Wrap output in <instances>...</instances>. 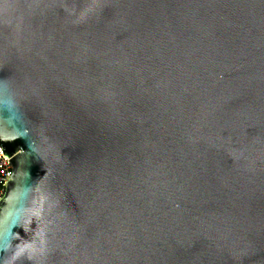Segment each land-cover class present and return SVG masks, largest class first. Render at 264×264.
<instances>
[{
  "label": "water",
  "instance_id": "95a60500",
  "mask_svg": "<svg viewBox=\"0 0 264 264\" xmlns=\"http://www.w3.org/2000/svg\"><path fill=\"white\" fill-rule=\"evenodd\" d=\"M0 264H264V0H0Z\"/></svg>",
  "mask_w": 264,
  "mask_h": 264
},
{
  "label": "built area",
  "instance_id": "2783aa9c",
  "mask_svg": "<svg viewBox=\"0 0 264 264\" xmlns=\"http://www.w3.org/2000/svg\"><path fill=\"white\" fill-rule=\"evenodd\" d=\"M11 164L6 156H4L0 149V196L3 195L5 191V181L8 175H11Z\"/></svg>",
  "mask_w": 264,
  "mask_h": 264
}]
</instances>
